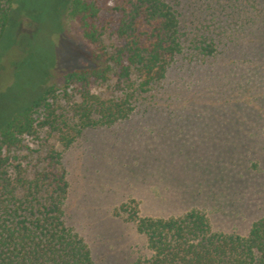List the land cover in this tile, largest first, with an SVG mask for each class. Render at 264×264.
Masks as SVG:
<instances>
[{
    "label": "rangeland",
    "instance_id": "rangeland-1",
    "mask_svg": "<svg viewBox=\"0 0 264 264\" xmlns=\"http://www.w3.org/2000/svg\"><path fill=\"white\" fill-rule=\"evenodd\" d=\"M173 1L184 53L162 82L137 96L128 119L84 130L61 155L65 222L96 264L149 254L135 225L112 215L129 198L139 201L140 215L198 208L213 230L240 235L264 214V0ZM65 2L13 0L0 39V127L82 66L76 50L89 46ZM204 32L216 42L211 56H198L192 44ZM91 92L119 95L110 82L94 83ZM24 145L38 148L30 139ZM19 155L33 168L37 154Z\"/></svg>",
    "mask_w": 264,
    "mask_h": 264
},
{
    "label": "trees",
    "instance_id": "trees-1",
    "mask_svg": "<svg viewBox=\"0 0 264 264\" xmlns=\"http://www.w3.org/2000/svg\"><path fill=\"white\" fill-rule=\"evenodd\" d=\"M65 3L89 47L77 48L74 57L82 66L67 70L61 87H45L0 127V264H96L87 243L65 222L69 185L61 155L84 130L128 119L137 96L162 82L185 49L181 13L173 0ZM12 6L13 0H0V39ZM204 33L192 44L198 56H211L216 42ZM106 82L119 95L91 92L94 83ZM62 99L64 107L58 104ZM262 135L264 142V123ZM25 139L38 148L26 147ZM24 149L37 154L33 168L19 155ZM112 215L135 225L149 252L125 264H264V214L244 235L213 230L198 208L140 215L133 198Z\"/></svg>",
    "mask_w": 264,
    "mask_h": 264
}]
</instances>
